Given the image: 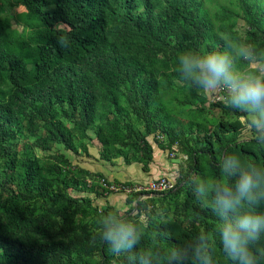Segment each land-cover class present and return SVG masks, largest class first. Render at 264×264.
Returning <instances> with one entry per match:
<instances>
[{
    "label": "trees",
    "instance_id": "1",
    "mask_svg": "<svg viewBox=\"0 0 264 264\" xmlns=\"http://www.w3.org/2000/svg\"><path fill=\"white\" fill-rule=\"evenodd\" d=\"M6 4L23 11L12 18L0 3V264H141V257L168 264L199 233L207 234L212 264H231L219 242L214 192L198 196L196 187L219 183L225 159L264 175V142L255 128L241 136L245 116L225 105L226 93L215 101L189 87L177 57L224 50L249 72L235 49L247 43L254 61L264 62V0ZM60 22L70 26L66 48L57 42ZM149 137L165 156L176 146L190 162L178 168L184 185L162 196H149V182L108 181L74 162L90 158L93 147L110 165L141 163L147 172ZM110 191L125 194L122 211H113ZM254 211L264 214V200ZM109 214L124 215L140 234L121 256L99 236ZM257 247L264 249V232ZM258 257L264 264V254ZM179 264L196 261L189 253Z\"/></svg>",
    "mask_w": 264,
    "mask_h": 264
},
{
    "label": "clouds",
    "instance_id": "2",
    "mask_svg": "<svg viewBox=\"0 0 264 264\" xmlns=\"http://www.w3.org/2000/svg\"><path fill=\"white\" fill-rule=\"evenodd\" d=\"M57 29L62 33L58 37V44L62 48L68 47L69 38L65 33L70 30V26L60 22ZM235 51L241 60L250 64L254 62L251 45L241 42ZM259 68L260 65L257 64L256 68L247 73L239 71L233 58L224 50L203 53L185 50L177 57L176 71L189 87L206 94L211 100H216L218 93H226L225 105L242 113L246 117L248 127L255 128L258 133L257 140L264 142V74H261ZM245 128L247 127L243 126L241 135ZM175 155L173 151L169 152V156ZM221 172L219 183L206 185L202 182L197 185L196 194L205 196L214 192L213 210L223 218L219 226V242L231 264H258V254H264V249L257 247L260 235L264 232V214L257 213L254 209L264 200V175L254 166L244 170L235 159H225ZM232 176L235 177L233 183H227L225 177ZM122 188L119 186L116 191ZM177 188L176 183L172 182V188L169 190L147 191L152 197L162 196ZM176 202H169V205L173 207ZM229 213L235 214L234 221L229 218ZM99 226V236L115 256L129 252L139 243L140 234L136 227L115 214L104 216ZM189 253L196 264H212L206 233H199L196 243L184 249L183 254L173 250L168 264H179ZM141 264H151L150 259L141 257Z\"/></svg>",
    "mask_w": 264,
    "mask_h": 264
},
{
    "label": "crops",
    "instance_id": "3",
    "mask_svg": "<svg viewBox=\"0 0 264 264\" xmlns=\"http://www.w3.org/2000/svg\"><path fill=\"white\" fill-rule=\"evenodd\" d=\"M257 64L260 65L259 70H260L261 74H264V62H260L259 60H256L251 64L249 63V67L255 68L257 66ZM247 69H248V67L245 70H239V71H241L243 73H247ZM209 100H211V99H209ZM240 120L245 122V117L240 116ZM245 126L248 127L247 124ZM148 140L151 143L152 148L154 149L153 159L147 165L149 167L148 171L145 172L144 170H142L143 165L141 163H134V162L132 164L128 165L127 167L126 166L125 167H116V170L119 171V173H121V175L119 176L121 178L120 181L126 180V181H131V183H132V181L135 183H138V182H147L148 183V182H150L154 179H157L159 177H167L171 183L172 182L176 183V188L182 187L188 178H181V176H184V175L179 173L180 171L178 168H180V166H182V167L184 166L183 162H186L188 157L187 156L181 157L180 156L181 154H179L181 151L177 150L176 146H173L174 149L171 151L174 152V155L176 154L175 158H178L177 161L181 160V162L180 161H179V163L169 162L168 159H171L170 158L171 156L168 155V152L166 151L167 156H165V154L162 153L161 149H159L156 146V143L153 140V138H148ZM162 157H163L164 163H160V161H161L160 158H162ZM165 170L168 172H165ZM116 176H118V175H116ZM178 179H180V181L177 184ZM149 196H151V195H149ZM161 211H162V209H161Z\"/></svg>",
    "mask_w": 264,
    "mask_h": 264
},
{
    "label": "rangeland",
    "instance_id": "4",
    "mask_svg": "<svg viewBox=\"0 0 264 264\" xmlns=\"http://www.w3.org/2000/svg\"><path fill=\"white\" fill-rule=\"evenodd\" d=\"M8 1L10 2L11 0H0V3L3 4L1 6L3 7V9L9 11V13L12 15V18H14V15H15L14 13L17 12V11H23V8H21L20 6L14 7V6H11V5H7L6 3H9ZM253 134H254V131L252 130V128L247 127V128H245V130L243 131L241 136H243V138L244 137L249 138V137H252ZM149 138H151V137H149ZM90 152L93 154V155H91L90 158H81L83 160H79V158H77L76 160H74V162H76L78 164L80 163L81 165L84 166V168L90 170L93 173L98 172V173L102 174L108 181L121 180V178L118 177L119 175H121V173H119V171L116 170V162H117L116 159L113 160V161H115V163H112V165H110L109 162L101 160L97 156V151L93 147L90 148ZM70 155H72V154H70ZM94 155H96V156H94ZM175 157H176V155L175 156H171L170 157L171 159H168V161L169 162H177V163H179V161L181 162V160L177 161L178 158H175ZM119 160H121V158H119ZM160 160H161L160 163H164L163 157L160 158ZM183 165H184L185 168H188L190 166V162H188V161L183 162ZM165 172H168V171L165 170ZM116 175H118V176H116ZM108 186H110V188H111L112 186H115V185L114 184H108ZM114 195H119L120 198L114 199ZM121 196L124 197L125 194L122 193V192H114V191H110L107 194V196H106L107 199L110 200L111 202L114 200L112 202V208H113L114 212L117 211V209L119 211H122L121 209L126 204L125 200L123 198H121ZM156 199H157V197H155V200H153V201L157 202ZM142 215L145 216L144 214H142ZM150 215H152V217H154V209L150 208L149 216ZM123 216L124 215H122L120 218H122ZM144 220H145V217H144Z\"/></svg>",
    "mask_w": 264,
    "mask_h": 264
},
{
    "label": "built area",
    "instance_id": "5",
    "mask_svg": "<svg viewBox=\"0 0 264 264\" xmlns=\"http://www.w3.org/2000/svg\"><path fill=\"white\" fill-rule=\"evenodd\" d=\"M219 98H220V96L218 93L216 100ZM111 188L116 189L118 187L112 186ZM141 188H143V187H140V186L138 187V189H141ZM170 188H172V183L166 177H160L156 180H152L144 187V189L150 190L152 192H162V191L169 190Z\"/></svg>",
    "mask_w": 264,
    "mask_h": 264
}]
</instances>
